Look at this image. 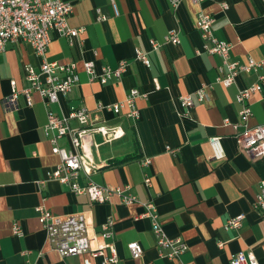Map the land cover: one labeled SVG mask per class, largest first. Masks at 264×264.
I'll use <instances>...</instances> for the list:
<instances>
[{"label":"crops","instance_id":"crops-1","mask_svg":"<svg viewBox=\"0 0 264 264\" xmlns=\"http://www.w3.org/2000/svg\"><path fill=\"white\" fill-rule=\"evenodd\" d=\"M71 1L75 8L69 24L83 30L73 42L53 31L48 58L76 61L80 81L60 101L48 104L35 91L29 104L20 93L18 108L7 110L3 98L13 90L12 80L24 89L29 85L25 66L39 67L43 59L24 40L10 42L0 53V264H85L87 258L93 264H230L239 251L254 252L264 263V209L254 205L264 177V156L246 153L236 138L241 126H234L243 108L238 91L257 82L259 71H242L230 85L220 82L222 56L203 48L196 22L201 9L216 14L215 33L231 42L233 60L264 58V0ZM175 29L179 41H166L165 34ZM152 38L162 46L153 48ZM137 49L150 55V66L137 58ZM87 60H95L98 70L122 60L128 65L120 79L101 82L90 79ZM202 85L209 93L205 101L196 99ZM134 87L142 92L137 119L127 115L128 107L120 113L97 109L98 101L122 100ZM186 94L196 97L189 108L180 101ZM85 105L98 124L120 127L123 134L108 139L95 132L93 141H86L92 168L90 173L79 170V182L92 178L100 184H129L141 201L156 202L169 236L189 244L181 258L159 254L151 218L143 214L141 202L125 203L115 194L91 203L89 193L74 192L70 184L47 177L60 163L45 134L48 110L63 116ZM251 105L249 124L264 123V84L251 96ZM70 124L83 126L76 118H70ZM214 135L223 136L226 156L220 159L212 156L209 138ZM70 142L64 137L60 143L71 148ZM149 175L151 185L145 182ZM39 204L61 215L85 213L95 247L106 246L102 225L114 218L120 260L103 263L89 252L63 258L49 243L38 217ZM241 213L246 214L242 226L228 228L227 220ZM16 223L24 229L23 236L14 233ZM132 241L143 245V254L133 256Z\"/></svg>","mask_w":264,"mask_h":264},{"label":"built area","instance_id":"built-area-1","mask_svg":"<svg viewBox=\"0 0 264 264\" xmlns=\"http://www.w3.org/2000/svg\"><path fill=\"white\" fill-rule=\"evenodd\" d=\"M175 4L181 0H172ZM205 0H194L196 3H203ZM228 1L222 6L226 7ZM75 5L71 0H0V53L7 50L10 42L24 40L30 43L36 49L35 52L40 55L43 62L36 67L27 64L25 70L29 85L24 89L16 86V81L12 80L13 90L7 94L3 101L7 110L18 108V97L20 93L24 94L29 104L33 103L32 93L38 91L47 103L60 101L61 95H67L76 84L80 81V72L77 70L76 61L64 62L60 59L48 58L50 43L56 31L61 35H67L71 42L81 33L83 28L72 27L69 24L70 14L73 12ZM100 12V8H98ZM197 18V27L201 29L202 36L205 40L203 48L210 52L222 56L218 80L225 85H230L236 81L237 75L242 72L259 71V80L249 86L241 88L236 96L237 100L243 105L240 110L241 121L234 124L235 127L241 126L236 138L240 145L245 148L246 153L257 156H264V123L250 125L249 120L252 114L253 106L251 105V96L261 91L264 84V58L248 56L246 61L233 60L231 58V42L219 38L215 33L216 14L201 9ZM100 18L105 15L100 12ZM180 36L177 30H171L165 34L166 41L178 42ZM153 48L162 46V42L152 38L150 40ZM137 58H140L146 65L150 66V55L147 52L137 49ZM127 60H122L118 66L102 65L101 69L96 68L95 60L85 61V69L89 72L90 79H97L101 82H107L114 79H120L126 71ZM197 98L193 94L181 96L180 101L186 107L195 104V98L199 101H205L209 93L207 85H202L197 91ZM142 95L139 88L134 87L128 91L126 97L115 102H97V109L111 110L116 113L122 112L123 108L128 107L127 115L137 119L140 116L141 109L137 106V100ZM49 116L45 124V134L52 141V151L59 154L60 163L54 168L49 169L47 177L57 178L64 183L70 184L74 192L89 193L91 203L104 202L115 194H118L125 203L141 202L144 205V215L150 217L152 229L157 242V249L160 255L171 258L182 257V254L188 248V242L182 237L169 236V232L164 227L162 217L157 203L153 200L141 201L130 185L126 184L111 185L100 184L90 178L85 184L79 181V170L85 169L90 173L92 165L87 149L86 141H93L95 132L101 133L108 139L120 137L123 130L120 127H110L105 124H98V117H92V111L85 105L71 110L70 115H59L48 110ZM70 118H76L83 126L75 127L70 124ZM64 137L71 140V148L61 144ZM222 135H214L209 138L210 145L213 147L212 156L223 158L226 156V148L223 146ZM83 148L84 151H80ZM176 152V148L171 149ZM145 164L150 163V159L143 160ZM152 176H147L145 182L151 185ZM261 189L259 190L255 207L264 209V177L260 181ZM38 217L48 233V240L51 246L57 250L64 258L69 255L82 254L89 252L92 257H102L104 262H116L120 260L117 243H115L114 218H109L102 225V237L106 239V246H94L92 244L93 236L90 230V219L85 213L58 214L43 204L37 205ZM246 217L241 213L230 217L226 226L228 228H238ZM14 233L23 236L24 229L20 223L14 224ZM133 256L143 254V245L138 241L130 242ZM221 241L220 245H223ZM93 260L86 259L85 264H93ZM26 264H30L28 261ZM230 264H264L259 260L254 252L239 251L230 259Z\"/></svg>","mask_w":264,"mask_h":264},{"label":"trees","instance_id":"trees-1","mask_svg":"<svg viewBox=\"0 0 264 264\" xmlns=\"http://www.w3.org/2000/svg\"><path fill=\"white\" fill-rule=\"evenodd\" d=\"M128 157V156H127ZM127 157H125L124 159H127Z\"/></svg>","mask_w":264,"mask_h":264}]
</instances>
